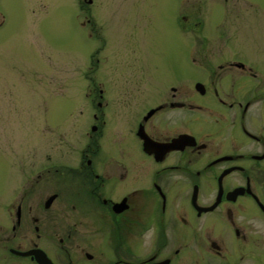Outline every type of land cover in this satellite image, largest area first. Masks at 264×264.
<instances>
[{
	"label": "flooded vegetation",
	"instance_id": "af4514ba",
	"mask_svg": "<svg viewBox=\"0 0 264 264\" xmlns=\"http://www.w3.org/2000/svg\"><path fill=\"white\" fill-rule=\"evenodd\" d=\"M226 54L194 81L86 96L92 119L65 135L73 159L46 156L43 199L30 177L21 195L1 187L0 264H264L247 235L264 231V91L245 87L264 59Z\"/></svg>",
	"mask_w": 264,
	"mask_h": 264
},
{
	"label": "rangeland",
	"instance_id": "374dc122",
	"mask_svg": "<svg viewBox=\"0 0 264 264\" xmlns=\"http://www.w3.org/2000/svg\"><path fill=\"white\" fill-rule=\"evenodd\" d=\"M185 20L187 31L175 28ZM224 49L261 63L264 0H0V192L27 188L34 201L43 199L37 176L49 167L46 156L74 158L65 135L75 140L73 125L84 130L92 119L93 107L83 103L93 91L111 96L112 83L194 81L227 62ZM260 77L245 87L263 92ZM223 81L240 78L229 72ZM254 111L264 119V100ZM247 235L261 257L264 231Z\"/></svg>",
	"mask_w": 264,
	"mask_h": 264
},
{
	"label": "water",
	"instance_id": "95a60500",
	"mask_svg": "<svg viewBox=\"0 0 264 264\" xmlns=\"http://www.w3.org/2000/svg\"><path fill=\"white\" fill-rule=\"evenodd\" d=\"M22 256H29V255H31V254H29V253H23V254H21ZM40 264H41V258H38V260H37Z\"/></svg>",
	"mask_w": 264,
	"mask_h": 264
}]
</instances>
